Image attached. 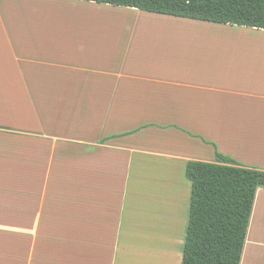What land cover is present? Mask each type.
Returning a JSON list of instances; mask_svg holds the SVG:
<instances>
[{
    "label": "crops",
    "instance_id": "crops-1",
    "mask_svg": "<svg viewBox=\"0 0 264 264\" xmlns=\"http://www.w3.org/2000/svg\"><path fill=\"white\" fill-rule=\"evenodd\" d=\"M3 1L0 264H131L138 243L163 261L186 235L189 161L264 169V29ZM240 264H264V188Z\"/></svg>",
    "mask_w": 264,
    "mask_h": 264
},
{
    "label": "trees",
    "instance_id": "trees-1",
    "mask_svg": "<svg viewBox=\"0 0 264 264\" xmlns=\"http://www.w3.org/2000/svg\"><path fill=\"white\" fill-rule=\"evenodd\" d=\"M149 12L264 29V0H87ZM189 219L181 264H240L264 169L216 151L192 160Z\"/></svg>",
    "mask_w": 264,
    "mask_h": 264
},
{
    "label": "rangeland",
    "instance_id": "rangeland-1",
    "mask_svg": "<svg viewBox=\"0 0 264 264\" xmlns=\"http://www.w3.org/2000/svg\"><path fill=\"white\" fill-rule=\"evenodd\" d=\"M4 3L3 0H0V5H2ZM22 4V3H20ZM28 9V7L24 4H22L20 6L19 9ZM43 11V13H45L46 17L44 16V14H42V12H39L38 14H29L28 12H23V14L21 15L22 17V21L23 23H27L29 24V22L31 20L37 22L38 19H45L47 17H50L52 15L49 14V11L47 10V12H44V8H41L39 9V11ZM41 13V14H40ZM189 216V215H188ZM0 228H3V227H0ZM184 237L182 238L183 242L182 243H176V242H172L173 243V248L175 250V252L172 253V256H169L168 258H165L164 254L162 255L161 252L159 251L158 249V254L160 253L161 254V259L164 261V264H181L182 262V250H183V245H184V241H185V235H183ZM144 241V240H143ZM145 242V241H144ZM146 243H149V242H146ZM151 244V243H149ZM162 244H164L166 247L171 244V242L167 243V242H162ZM138 246L137 247H131L130 249V255H129V260L131 262V264H143L140 259H138V256H140L139 254L141 253V251H139L138 249H140L142 246L140 243L137 244ZM155 255V254H153ZM141 262V263H140Z\"/></svg>",
    "mask_w": 264,
    "mask_h": 264
},
{
    "label": "bare ground",
    "instance_id": "bare-ground-1",
    "mask_svg": "<svg viewBox=\"0 0 264 264\" xmlns=\"http://www.w3.org/2000/svg\"><path fill=\"white\" fill-rule=\"evenodd\" d=\"M164 193V192H163ZM152 194V193H151ZM154 194V193H153ZM161 194H162V192H161ZM158 196V195H157ZM166 197H170V196H167L166 195ZM175 196H173V198H174ZM156 201V200H155ZM158 201H160V200H158ZM157 201V202H158ZM149 202V201H148ZM151 202V201H150ZM154 202V201H153ZM166 202H170V201H166ZM161 203V202H160ZM171 203H173V202H171ZM151 204V203H150ZM158 204V203H157ZM159 205V204H158ZM160 205H162V204H160ZM164 206V205H163ZM169 206V205H168ZM156 207L158 208V206L156 205ZM170 207V206H169ZM168 208V207H167ZM172 208V207H171ZM170 208V209H171ZM146 209V208H145ZM173 209H174V207H173ZM152 210H154V209H152ZM151 210V211H152ZM156 212V211H155ZM171 212V211H170ZM155 215V214H154ZM159 216V215H158ZM161 216H163V215H161ZM171 221V220H170ZM169 225H170V223H169ZM160 226V225H159ZM161 227H163V226H161ZM141 262L143 263V264H164V262L163 261H161V260H158V259H156V258H150V257H147V258H145L144 260H141ZM140 262V263H141Z\"/></svg>",
    "mask_w": 264,
    "mask_h": 264
}]
</instances>
